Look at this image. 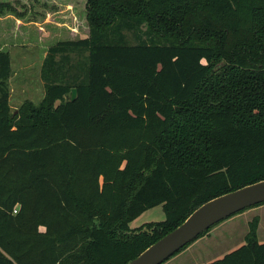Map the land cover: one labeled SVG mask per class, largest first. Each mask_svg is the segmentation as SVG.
Listing matches in <instances>:
<instances>
[{
  "label": "trees",
  "instance_id": "obj_1",
  "mask_svg": "<svg viewBox=\"0 0 264 264\" xmlns=\"http://www.w3.org/2000/svg\"><path fill=\"white\" fill-rule=\"evenodd\" d=\"M81 6L88 32L47 47L39 106L10 113L0 48V264H125L205 201L264 179V0ZM157 205L163 220L130 227ZM257 222L199 264H264Z\"/></svg>",
  "mask_w": 264,
  "mask_h": 264
},
{
  "label": "rangeland",
  "instance_id": "obj_2",
  "mask_svg": "<svg viewBox=\"0 0 264 264\" xmlns=\"http://www.w3.org/2000/svg\"><path fill=\"white\" fill-rule=\"evenodd\" d=\"M5 1L10 2L14 9L3 10L0 14V48L8 52L11 64L8 86L9 110L12 114L25 101L34 107L41 104L45 92L41 68L47 47L58 40L84 36L88 32V25L81 6L84 0H0V3ZM71 26H75V31ZM125 37L129 43L136 42L131 31H125ZM70 57L75 65L79 57ZM75 70L73 68L70 72L75 73ZM164 218L162 206L157 205L135 217L132 226ZM259 226L256 238L264 242V213L261 214ZM241 227L246 228L243 218L237 224L236 231L231 229L229 223L223 222L210 239L195 245L191 242L161 264H199L218 259L244 242Z\"/></svg>",
  "mask_w": 264,
  "mask_h": 264
},
{
  "label": "water",
  "instance_id": "obj_3",
  "mask_svg": "<svg viewBox=\"0 0 264 264\" xmlns=\"http://www.w3.org/2000/svg\"><path fill=\"white\" fill-rule=\"evenodd\" d=\"M75 94L76 90L73 88L71 100ZM262 202H264V179L215 196L196 207L179 225L148 245L125 264H161L210 227L245 208Z\"/></svg>",
  "mask_w": 264,
  "mask_h": 264
},
{
  "label": "crops",
  "instance_id": "obj_4",
  "mask_svg": "<svg viewBox=\"0 0 264 264\" xmlns=\"http://www.w3.org/2000/svg\"><path fill=\"white\" fill-rule=\"evenodd\" d=\"M9 105H10V102H9ZM262 213H264V203L259 204L257 206H253V207L247 208V209H245V210H243L241 212H238V213L230 216L228 219H225L221 223H218L214 227L210 228L207 233H205L204 235L198 237V239H195L194 241H192L191 244L195 245V244H198V242L207 241L208 239H210L212 234H213V232H214V230H216L218 228V226H220V224H223V222L229 223V225L232 226L231 229H234V231H236V229H237L236 226H237L238 223H240V219L241 218L245 219V221H246V228L242 229V227H241V229L243 230V241H245V236H246V234L249 231V225L255 219L258 220L256 231L259 229V227H260L259 226L260 225V217H261ZM135 220L136 219H134L133 221H131L129 223L131 228H136V227L140 226V225L132 226V223H134ZM242 230H241V232H242ZM193 245H191V246H193Z\"/></svg>",
  "mask_w": 264,
  "mask_h": 264
},
{
  "label": "built area",
  "instance_id": "obj_5",
  "mask_svg": "<svg viewBox=\"0 0 264 264\" xmlns=\"http://www.w3.org/2000/svg\"><path fill=\"white\" fill-rule=\"evenodd\" d=\"M14 212H16V210H14Z\"/></svg>",
  "mask_w": 264,
  "mask_h": 264
}]
</instances>
